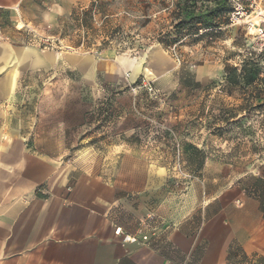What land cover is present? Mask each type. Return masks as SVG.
Listing matches in <instances>:
<instances>
[{"label":"rangeland","instance_id":"374dc122","mask_svg":"<svg viewBox=\"0 0 264 264\" xmlns=\"http://www.w3.org/2000/svg\"><path fill=\"white\" fill-rule=\"evenodd\" d=\"M176 4V0H30L19 12L2 10L1 41L53 54L61 61L25 74L13 108L0 106V127L24 135L38 153L61 155L79 169L105 170L110 177L116 175L115 160L123 152L109 147H139V152L131 153L166 169L173 190L200 181L205 191L219 193L231 186L242 188L251 176H262L264 130L257 126L237 141L235 134L220 138L211 126L222 107L239 104L231 98H245L223 92L230 91L227 66L240 67L255 54L264 74L263 53L251 29L260 24L264 0L231 1L232 10L223 15L227 24L215 42L184 38L166 49L158 40L174 31L171 12ZM87 11H92L93 20L82 27L75 16ZM72 58H88L91 64L82 71L72 66ZM123 59L143 62L156 78L148 80L142 71L133 79L132 72L119 67ZM149 84L154 93L146 90ZM107 104L111 112L100 114L99 110H108ZM261 119L260 115L254 120ZM185 145L200 146L215 165L192 176ZM232 264H246L238 250ZM247 264L264 262L252 259Z\"/></svg>","mask_w":264,"mask_h":264},{"label":"crops","instance_id":"0c3cea01","mask_svg":"<svg viewBox=\"0 0 264 264\" xmlns=\"http://www.w3.org/2000/svg\"><path fill=\"white\" fill-rule=\"evenodd\" d=\"M27 2L0 0V13L19 12ZM60 61L0 40V106L13 108L25 74ZM70 63L82 71L91 64L88 58ZM142 63L123 59L119 67L133 79L144 71L154 80ZM109 148L123 152L112 177L38 153L24 135L0 127V264H232L229 253L236 247L249 258L246 264L264 262L260 204L242 188L209 193L205 184L190 181L173 190L166 169L131 153L141 148ZM214 165L207 158L201 174ZM149 215L150 240L122 244L116 228L136 234Z\"/></svg>","mask_w":264,"mask_h":264},{"label":"trees","instance_id":"16d2710c","mask_svg":"<svg viewBox=\"0 0 264 264\" xmlns=\"http://www.w3.org/2000/svg\"><path fill=\"white\" fill-rule=\"evenodd\" d=\"M176 11L171 12L174 23L173 32L163 34L158 42L163 47L170 48L175 42L184 38L199 41H209L213 43L220 39L221 27L227 24L223 19L224 14H228L231 9L230 0H176ZM77 22L82 27L89 25L93 20L92 11L82 13L81 16H75ZM174 40H171L172 37ZM264 58V54L261 56ZM257 56L253 54L251 58L242 61L240 67L227 66L225 68L226 87L230 91H223L226 95L232 96L234 93L245 95V98H231L239 104L220 110L217 122H214L213 131L220 138L235 134V140L241 141L242 136L249 134L257 126L264 130V74L260 67ZM108 110H99L100 114L104 112L109 114L111 106L106 105ZM262 116L261 120H254ZM248 121L251 124L248 125ZM220 125H219V124ZM239 131V132H237ZM253 133V132H252ZM185 152L189 153L188 167L192 176L199 177L205 167L207 152L193 145H185ZM242 190L247 197L257 200L260 204V211L264 219V174L260 177L251 176ZM236 249L244 254L240 247ZM235 249V250H236ZM234 256V250L229 253V261ZM244 260H249L245 254Z\"/></svg>","mask_w":264,"mask_h":264},{"label":"built area","instance_id":"2783aa9c","mask_svg":"<svg viewBox=\"0 0 264 264\" xmlns=\"http://www.w3.org/2000/svg\"><path fill=\"white\" fill-rule=\"evenodd\" d=\"M231 1L235 2V0H230V2ZM248 1L256 2L257 0H248ZM259 17H260V24L253 26L251 29L254 30V35L258 40L260 50L264 54V11L263 10H260ZM145 88L149 93H154V89L150 84L146 85ZM185 177L188 179L192 178L189 174L188 175L186 174ZM151 220H152V216L149 215L143 221H141L140 228L138 230V233L136 234L129 233L122 227H117L115 230V235L124 245L137 243L140 240H142L143 242H148L150 240V235L146 233L145 229L147 230L148 222Z\"/></svg>","mask_w":264,"mask_h":264},{"label":"bare ground","instance_id":"6f19581e","mask_svg":"<svg viewBox=\"0 0 264 264\" xmlns=\"http://www.w3.org/2000/svg\"><path fill=\"white\" fill-rule=\"evenodd\" d=\"M136 76V75H135Z\"/></svg>","mask_w":264,"mask_h":264}]
</instances>
